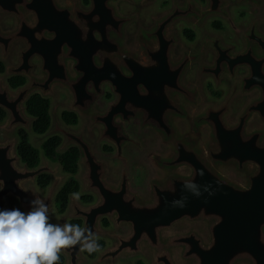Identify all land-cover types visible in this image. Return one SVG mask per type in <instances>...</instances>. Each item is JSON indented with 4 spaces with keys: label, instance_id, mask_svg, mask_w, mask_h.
Returning <instances> with one entry per match:
<instances>
[{
    "label": "water",
    "instance_id": "1",
    "mask_svg": "<svg viewBox=\"0 0 264 264\" xmlns=\"http://www.w3.org/2000/svg\"><path fill=\"white\" fill-rule=\"evenodd\" d=\"M249 1L256 7L264 2ZM166 24L161 23L158 31ZM155 35L158 43L152 44L151 31L144 33L142 40L149 49L143 53L138 49L139 64L128 62L120 69L113 62L105 81H100L102 69L95 67L89 91L85 84L75 87L78 97L71 108L86 120L82 130L66 129L55 117L49 135L60 133L66 138L64 148L81 149L85 190L98 196L90 207L73 199L69 217L84 219V228L95 236L115 240L95 264H116L121 257L133 255L152 264H264V128H250L248 106L234 115V95L219 106L184 101L179 71L172 72L173 77L161 72H171L168 45L174 41L166 42L162 32ZM154 46H158L155 51ZM153 56L158 70L146 64ZM105 84L112 87L117 100L98 112ZM32 91L27 86L12 93L0 78V108L9 113L0 131L31 129L34 120L26 116L23 104ZM261 101L264 114V95ZM95 130L99 137L92 142L87 134ZM105 140L117 147L111 158L97 151V144ZM16 146V139L0 141V203L12 197L28 211L30 201L38 197L48 204L51 219L64 176L45 159L37 169L21 166ZM115 159L124 166L120 180L110 182L109 164ZM136 159L148 169L143 188L133 186L129 172ZM43 174L53 177L45 198L35 187ZM188 182L198 187L186 189ZM104 217L115 224L114 231L101 228ZM60 254L66 264L87 262L79 245L62 249Z\"/></svg>",
    "mask_w": 264,
    "mask_h": 264
},
{
    "label": "flooded vegetation",
    "instance_id": "2",
    "mask_svg": "<svg viewBox=\"0 0 264 264\" xmlns=\"http://www.w3.org/2000/svg\"><path fill=\"white\" fill-rule=\"evenodd\" d=\"M160 1L0 0V69H2L0 78L12 93L27 86L33 89L23 108L26 116L34 120L30 130L18 127L12 133L4 130L0 132L16 134V137L9 138L16 139V150L19 142L18 133L23 130L29 134L30 142L31 134L39 137L43 143L51 137L58 136L62 139L58 153L76 148L80 155L78 173L75 176L80 189L77 194L70 197L66 212L60 213L56 207V197L70 175L64 172L59 162L49 160L43 153L40 164L31 168L22 162L16 151L21 159V166L27 165L31 170L37 169L43 165L45 159L53 167H59L60 174L64 176L63 183L55 194L51 222L57 212L63 215L59 223L67 217L66 222L79 220L82 223L81 227L84 228V219L69 217L72 200L76 199L83 207H90L98 202L97 194L86 191L84 187L83 175L86 169L81 163L83 158L81 149L77 146L64 148L66 138L60 133L49 135L54 127L55 117L66 129L82 130L86 120L79 111L71 108V102L78 97L75 87L85 84L86 89L90 88L94 84L95 67L102 69L100 81H105L106 76L111 74L108 72L113 62H118L120 69L127 67L128 62L139 64L138 49L142 53L149 49V45L142 40L145 32L151 31L152 44L158 43L155 34L159 32H162L166 42L174 41L172 46L168 45L171 60L167 62V68L171 72L164 70L161 72L173 77L172 72L179 71L184 101L192 102L195 99L205 105L219 106L230 95H234L232 103L234 115H238L248 106L251 108L250 128H264L261 101L264 95V2L256 7L249 0H179L180 5H176L177 0H168L163 2L165 6L163 10L150 15L146 20L143 11L158 5ZM214 7L216 8L213 9ZM245 10H249V15ZM165 21L167 24L164 29L158 31L160 24ZM180 25H184L182 30L179 29ZM225 31H228L233 41L224 35ZM102 38L104 41H101ZM155 48L158 46H154L153 51ZM150 63L152 69L158 70V62L154 56L146 64ZM13 80L16 83L21 82L22 85L14 87L11 83ZM138 90L141 91L139 86ZM164 90L168 92L169 87L164 86ZM220 90H225L224 94ZM60 92L66 93L69 98L67 108L62 112H59L58 104H53V99ZM34 96L49 101L51 125L44 135H38L33 131L36 119L27 111V104ZM103 100L106 101L104 105ZM116 100L117 94L109 84H105L103 94L98 99L97 111L104 112ZM0 109L6 113L4 122L0 123V126H3L9 118V113L3 108ZM66 112L77 116L76 125H68L63 121V114ZM98 137L99 133L96 130L87 134V138L92 142H96ZM38 150L41 151L42 146ZM97 151L101 157L111 158L117 154V147L105 140L97 144ZM116 163L120 166L114 178ZM135 165L145 169L146 175L142 184L135 180L133 173ZM123 166L122 160L110 161L108 176L110 182L120 180ZM129 172L133 186L143 188L149 177L146 165L136 159L130 163ZM43 175H48L51 179L50 185L46 188L49 193L53 177L50 174ZM38 179L35 187L39 192V189H45L38 186ZM48 193L41 196L45 198ZM84 196H91L93 201L85 203L82 199ZM105 220L109 222L107 227L103 224ZM101 228L112 232L115 230V224L109 217H104L101 220ZM97 237L98 241H105L106 247L98 252L93 260L82 251L87 261L85 264H95L102 252L114 246V239ZM108 241H111V244ZM128 258H141L152 264L141 255L123 256L116 264Z\"/></svg>",
    "mask_w": 264,
    "mask_h": 264
},
{
    "label": "clouds",
    "instance_id": "3",
    "mask_svg": "<svg viewBox=\"0 0 264 264\" xmlns=\"http://www.w3.org/2000/svg\"><path fill=\"white\" fill-rule=\"evenodd\" d=\"M197 187L194 182L185 185ZM98 239L79 224L52 223L48 204L38 197L30 201L28 211L0 208V264H58L61 250L71 246L90 254L99 251Z\"/></svg>",
    "mask_w": 264,
    "mask_h": 264
},
{
    "label": "trees",
    "instance_id": "4",
    "mask_svg": "<svg viewBox=\"0 0 264 264\" xmlns=\"http://www.w3.org/2000/svg\"><path fill=\"white\" fill-rule=\"evenodd\" d=\"M2 71V69H0ZM14 87L22 85L21 82L15 80L11 81ZM49 101L41 98L40 96H34L30 99L27 104L28 114L34 117L36 120L33 125V131L38 135H44L50 128L51 117L49 114ZM6 118V113L0 109V123L4 122ZM63 121L68 125H76L78 118L73 113H64ZM18 148L17 152L22 159L24 164H27L31 168H35L40 164L41 154L43 153L46 158L53 162H59L65 173L70 175V178L63 185L61 190L58 192L56 197V207L60 213L66 212L69 204L70 197L78 193L80 189V184L76 179V174L78 173V162H79V151L76 148H71L64 153H58V148L62 143V139L58 136L51 137L47 139L43 145L42 150L36 149L30 142L29 134L21 130L18 133ZM51 179L48 175H43L38 179V186L41 189H46L50 185ZM83 201L85 203H91L93 198L91 196H84ZM0 208H20L24 211L15 198L9 197L0 203ZM71 223L79 224L82 226L81 221L74 220ZM104 226H109L107 220L104 221ZM100 250L88 253L85 251L86 255L90 259H95L97 253L104 250L106 247L105 241L99 240ZM58 264H66L65 257L60 255Z\"/></svg>",
    "mask_w": 264,
    "mask_h": 264
},
{
    "label": "rangeland",
    "instance_id": "5",
    "mask_svg": "<svg viewBox=\"0 0 264 264\" xmlns=\"http://www.w3.org/2000/svg\"><path fill=\"white\" fill-rule=\"evenodd\" d=\"M164 1L168 2V0H161L158 5L145 9L143 11L144 18L146 20H148L150 15L163 10L165 8L164 3H163ZM128 9H129V7H128ZM245 13H248V15H249V10H245ZM183 27H184V25H180L179 29L182 30ZM224 35H227V37L230 40L233 41V38L230 36L228 31L227 32L225 31ZM224 91H221V92L224 94ZM68 101H69L68 95L66 93H64V92H60L53 99V104L54 105L58 104L59 112H62L63 110H66ZM105 103H106V101L103 100L102 104L104 105ZM12 137H16V134H8L6 132H0V140H2V141L6 140V139H9V138H12ZM31 142L37 149H41V146H42L43 142H42V140L39 137L31 134ZM119 166L120 165L118 163L114 164V172H113V177L114 178L117 176ZM133 173H134V177H135L136 182L138 184H142L144 179H145V175H146L145 169L142 166H140V165H135L134 168H133ZM39 192L41 193L42 196H46L47 193H48V189H45V190H40L39 189ZM62 216L63 215L58 214L56 212L55 215H54V218L52 220V223H59V221L62 218ZM108 243L111 244V241H108ZM138 262H141L142 264H150L148 261H146L144 259H141V258L123 259L118 264H138Z\"/></svg>",
    "mask_w": 264,
    "mask_h": 264
}]
</instances>
